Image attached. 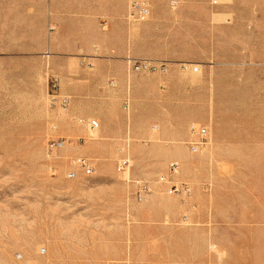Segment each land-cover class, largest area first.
Masks as SVG:
<instances>
[{
	"label": "rangeland",
	"instance_id": "374dc122",
	"mask_svg": "<svg viewBox=\"0 0 264 264\" xmlns=\"http://www.w3.org/2000/svg\"><path fill=\"white\" fill-rule=\"evenodd\" d=\"M0 264H264V0H0Z\"/></svg>",
	"mask_w": 264,
	"mask_h": 264
},
{
	"label": "built area",
	"instance_id": "2783aa9c",
	"mask_svg": "<svg viewBox=\"0 0 264 264\" xmlns=\"http://www.w3.org/2000/svg\"><path fill=\"white\" fill-rule=\"evenodd\" d=\"M151 15L150 5L147 2H137L132 1L130 3V12L129 17L132 21H142L145 20L147 17ZM127 66L130 71H134L135 73H144L150 74L154 71H161L166 72V68L163 64L160 66H155L149 60H135V59H128ZM194 72H198V69H194ZM89 128L92 131L99 130V123L97 121H91L89 123ZM209 130L206 127H202L198 124H191L189 127V140L187 141V146L189 151L192 154H197L201 151L204 145L207 144ZM75 165L78 166L79 169L83 171V173L90 177L94 172V167L87 159H78L75 162ZM129 168V160L128 159H121L118 163V169L121 173H126ZM178 164L174 163L170 165L169 174L160 177L159 181L162 185L168 187V194L169 195H184L189 196L191 194V189L187 184H180L177 185L173 183L172 177L173 175L177 174ZM146 189H142L141 193L144 192ZM139 201H142L140 196Z\"/></svg>",
	"mask_w": 264,
	"mask_h": 264
},
{
	"label": "bare ground",
	"instance_id": "6f19581e",
	"mask_svg": "<svg viewBox=\"0 0 264 264\" xmlns=\"http://www.w3.org/2000/svg\"><path fill=\"white\" fill-rule=\"evenodd\" d=\"M197 68V67H196ZM196 68H194V69H196ZM194 69H193V71H194ZM198 69V71H199V68H197ZM92 131V130H91Z\"/></svg>",
	"mask_w": 264,
	"mask_h": 264
},
{
	"label": "crops",
	"instance_id": "0c3cea01",
	"mask_svg": "<svg viewBox=\"0 0 264 264\" xmlns=\"http://www.w3.org/2000/svg\"><path fill=\"white\" fill-rule=\"evenodd\" d=\"M92 175H93V174H92ZM92 175H91V176H92ZM170 201H173V200H172V199H170Z\"/></svg>",
	"mask_w": 264,
	"mask_h": 264
}]
</instances>
